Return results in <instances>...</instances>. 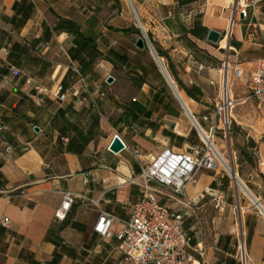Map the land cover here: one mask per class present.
<instances>
[{"label": "crops", "instance_id": "obj_1", "mask_svg": "<svg viewBox=\"0 0 264 264\" xmlns=\"http://www.w3.org/2000/svg\"><path fill=\"white\" fill-rule=\"evenodd\" d=\"M147 1L141 8L151 6L153 17L162 24V34L157 35L146 21L155 46L170 56L187 107L206 125L204 118L214 111L219 98L224 42L220 47L207 38L197 39L190 31L197 14L209 31L224 36L232 30L230 44L236 50L230 57L232 67L244 70L242 79L231 76V81H239L231 85L237 101L232 139L240 156L249 161L243 165L254 163L247 182L250 194L261 204L258 207L251 199L252 205L238 208V217L243 223L247 264H264V106L252 98L248 86L254 62L264 59V0H236L235 12L234 0H199V8L190 11L188 20L178 8L180 0ZM93 3L0 0V264H120L115 236L145 191L140 178L144 164L165 149L180 152L171 148L172 142L192 135L187 114L177 116L171 104H164L167 113L160 119L152 108L151 96L159 102L166 97L167 81L154 56L135 58L137 53L128 42L134 41L137 48L136 31L120 16L100 18ZM243 8L246 18L239 13ZM185 35L211 59L188 48ZM101 39L107 74L89 70L98 61L91 44L96 46ZM115 66L121 70L123 85L116 83ZM137 74L146 82L142 87L134 85ZM108 77L112 79L102 86ZM38 86H61L65 99L60 102L38 93ZM97 99H104L105 113ZM106 109L120 114L110 120ZM126 125L132 134L121 130ZM116 135L126 144L119 154L109 149ZM27 145L30 149L23 152ZM214 181V176L199 172L197 184L186 187V197L157 183L152 188L162 203L176 211L191 202L185 230L194 258L203 264H240L233 206L227 208L222 201L220 212L214 200L216 219L198 212L210 196L205 190ZM66 192L74 194V203L66 217L58 220L55 215ZM102 212L115 216L110 239L94 231ZM4 218L9 219L6 225Z\"/></svg>", "mask_w": 264, "mask_h": 264}, {"label": "built area", "instance_id": "obj_2", "mask_svg": "<svg viewBox=\"0 0 264 264\" xmlns=\"http://www.w3.org/2000/svg\"><path fill=\"white\" fill-rule=\"evenodd\" d=\"M234 12L237 1L231 3ZM239 13L246 18L247 9L243 8ZM233 25V21L231 27ZM231 28L224 36L220 34V41L225 52V59L221 65V79L219 81V98L214 111L204 120L208 123L210 137L215 138L222 121L223 128L229 133L232 113L236 106V99L231 90V76L242 79L244 70L232 67L231 53L236 50L231 46ZM248 39H254L252 32ZM221 47V44H220ZM111 77H108V80ZM252 98L264 106V59L254 62L251 78L248 82ZM36 91L54 97L62 102L65 99L63 88L58 86L54 89L38 86ZM221 118V119H220ZM204 132V131H203ZM205 134V133H204ZM207 134V133H206ZM30 146L22 150L27 152ZM135 155H139L136 151ZM218 164L212 161L211 155L202 150L174 152L170 149L163 150L158 156L150 157L144 164L140 178L145 184L143 195L132 204L131 213L125 227L115 236L118 240L116 250L122 256L120 264H203L198 258L190 253L189 236L185 230V221L190 214L191 202H188L183 211H176L161 202L156 196L153 183L171 190L175 195L186 197L185 189L188 185L197 184V175L203 170H216ZM205 193L213 196L211 189ZM75 196L70 192L63 195V203L55 217L63 220L68 214ZM216 208L222 212V200L215 199ZM115 216L111 213L102 212L94 231L102 238L110 239L114 235L111 231ZM9 219L4 218L3 224H8ZM245 242L240 245L241 262L247 264Z\"/></svg>", "mask_w": 264, "mask_h": 264}, {"label": "rangeland", "instance_id": "obj_3", "mask_svg": "<svg viewBox=\"0 0 264 264\" xmlns=\"http://www.w3.org/2000/svg\"><path fill=\"white\" fill-rule=\"evenodd\" d=\"M147 0H131L137 14L138 17L144 27L145 32L148 35V32L152 33H156L157 35L159 33L162 34V30H161V22H157L156 19L153 17V8L151 6H148V10L147 9H143L141 8L142 3ZM93 5L96 7V12L100 13V18H104V17H109L115 18L116 16H120L122 19H124L126 21V23L128 24V26H130L133 31L136 30H140L139 24L136 20V17L134 15V11L131 7V4L129 2V0H94ZM88 7H90V5H87ZM199 8V4L198 3H193L191 5H188L186 7H184L183 9V18L186 17V19L188 18V14L190 13L191 10H196ZM195 13L193 12L191 14V16H193ZM146 15V18H145ZM98 18V17H97ZM185 19V18H184ZM154 21L155 24H153L152 22ZM188 20V19H187ZM150 22V24H152L150 28H152V32L151 29H149L148 23ZM100 24V19L98 18V20L96 21V25ZM148 25V26H146ZM121 37V36H120ZM118 37V38H120ZM138 39L141 37V30H140V35H137ZM153 37V35H152ZM99 38V36H98ZM149 38V36H148ZM154 38L157 39L156 35L154 36ZM150 40V38H149ZM151 42V40H150ZM134 41L128 42L130 49H132L133 52H136V57L139 60H143L144 58L147 57V55L149 56V58H152L153 55L151 53V51L147 48L146 50H138L137 48H135V46L133 45ZM157 47H159L158 44H156ZM97 47H99V49L101 51H99V49H97ZM154 47V46H153ZM96 49L97 52H94L96 57L98 58V61L96 63L93 64V66L89 69L90 71H94V72H102V74H107L108 71L105 70L104 66H103V56H104V43H103V39L100 40V43L96 44ZM93 54V53H92ZM223 58L222 63L224 62L225 59V52L223 54V56H221ZM162 63L164 64V66L166 67V60L162 59ZM102 64V65H101ZM76 67H78L76 65ZM79 69V67H78ZM167 69V68H166ZM120 69L117 68L116 66L113 69V74L115 76L116 73V79H117V84L119 83V85H123L121 83V79H119L120 76ZM168 71V70H167ZM168 73L170 74V72L168 71ZM160 74V73H159ZM172 80L174 81L178 91L180 92L183 101L186 103V96L185 93L183 92L182 88H180V86L178 85V83L174 80V78L172 77V75L170 74ZM159 79L162 80V83L165 82L164 77L160 74L159 75ZM108 81V78L105 81H102L101 84L102 86L106 85V82ZM156 83V82H155ZM239 84L238 80H234L231 81V85L232 84ZM160 84V83H159ZM158 84V85H159ZM157 85V86H158ZM166 86V97H163V102L162 99L160 100V102L156 99H154L153 96H151L152 99V108L154 109L155 113L159 114V118H163V116L167 113L165 108H164V104H171V108L174 112L177 113V116L183 115V116H187L184 109L182 108L181 104L179 103V101L176 99L172 89L170 88L169 85H165ZM217 95L219 96V90L217 87ZM217 96V97H218ZM103 98V97H101ZM151 99L148 100V103L151 102ZM104 99L96 100V103L98 105L101 106V112L105 113V109L104 107H102ZM159 102V103H158ZM237 104V101H236ZM106 113L108 114V118L110 120H114L116 119V117L120 114L119 111L115 110H107L106 109ZM198 124L200 125V127L202 128V130L204 131V133H207L210 135V129L209 126L206 125L203 122V119L201 118V116L199 115H194ZM221 119V118H220ZM189 122L192 125V135L187 138V139H176L175 141H173L171 144V148L172 147H176L177 149L180 150V152L183 151H193V150H202L206 153H209L211 156H213V153L211 152L209 145L206 141V139L203 137L202 133L199 132L193 125L191 119H189ZM121 126V125H120ZM125 132L131 133L133 132L132 129L129 128V126H123L122 129ZM120 130V131H121ZM232 130H233V126H232V122L230 124V130L229 133L224 130L223 128V124L222 121L220 120L219 122V129L217 130L216 134H215V138H211L212 143L214 144V146L216 147V149H218L229 161L232 170L234 171L235 176H233L232 174H230L223 166L218 165L216 170H203L202 172H204L207 176H214L216 181H214L211 186L210 189L212 190L213 196H206L205 200L203 201V203H201L198 208V212L199 214H201L202 211L207 212L206 215H210L213 218H218L219 213L217 212V210L214 207V200L215 199H220L222 200L227 208H229V206H233V212H235L234 215V232L236 233V242H237V247L239 249V260H240V264H242L241 262V253H240V245L243 241V223L241 221V219L238 217V208H240L241 205L246 204V205H252V200L251 198H249L243 191H241L235 184L236 180H240L242 181L243 185L246 187V189L248 191H250L249 189V184L247 182L248 180V175L249 172L251 170V165L250 164H246L243 165V163L245 161L249 162L248 160L243 159L240 155L241 152L240 150L236 149V145L232 139ZM130 135V134H129ZM206 205L205 207L201 208V205ZM246 246V245H245ZM245 253L247 255V246L245 249Z\"/></svg>", "mask_w": 264, "mask_h": 264}, {"label": "water", "instance_id": "obj_4", "mask_svg": "<svg viewBox=\"0 0 264 264\" xmlns=\"http://www.w3.org/2000/svg\"><path fill=\"white\" fill-rule=\"evenodd\" d=\"M131 7L134 11V15L136 17V20L139 24L140 30H141V37L137 40L136 42V47L139 50H145V49H149L152 53V55L154 56L162 74L164 75L167 84L170 86V88L172 89L176 99L179 101V103L181 104L182 108L184 109L185 113L190 117V119L192 120L195 128L202 133L203 137L205 138V134L202 130V128L200 127V125L198 124L196 118L194 117V115L191 113V111L189 110V108L187 107L186 103L183 101L182 96L180 94V92L178 91L174 81L172 80L170 74L168 73L166 67L164 66V64H162V59L158 56V54L156 53L152 43L150 42L147 33L144 30V27L138 17V14L131 2V0H129ZM207 40L213 44H217L220 41V33L214 30L209 31ZM112 79V78H110ZM174 125H172V129H174ZM110 151L114 154H119L122 151H124L126 149V144L124 143V141L118 136L116 135L112 141V143L110 144L109 147ZM231 174L233 176L236 177L234 171L232 170ZM240 184L242 185L243 190L249 194L250 198L253 200V202L256 204V206L261 207V204L250 194V192L246 189V187L243 185L242 181H240ZM264 212V210H263Z\"/></svg>", "mask_w": 264, "mask_h": 264}, {"label": "trees", "instance_id": "obj_5", "mask_svg": "<svg viewBox=\"0 0 264 264\" xmlns=\"http://www.w3.org/2000/svg\"><path fill=\"white\" fill-rule=\"evenodd\" d=\"M198 2H199V0H180L178 3V8L181 10V9H184V7H186L188 5H191L193 3H198ZM201 18H202V16L200 14L196 15V22H195L194 27L191 29L190 34L199 40H205L208 37L209 30H208V28H206L203 25ZM125 31H127V30H125ZM136 33L138 35H140V30H136ZM148 36L151 40L152 45L154 46L156 53L158 54V56L161 59L166 60L167 70L170 72V74L172 75L174 80L178 83L180 88H182L181 83L179 82V80L177 79V77L173 71L170 56L167 54V52H165V51H163V50H161L155 46V42L153 41L150 32H148ZM184 40L186 41L188 48H190L192 51H194V53L196 55L198 54V55H201V56L206 57L208 59H211V56H209V54L205 50L199 48L198 45L194 41H192L187 35L184 36ZM91 46H92L94 52L98 53L96 46L94 44L93 45L91 44ZM134 81H135L134 85H136L138 87H142L144 84H146L145 80L138 74L134 77ZM251 165L253 166L254 163L251 162Z\"/></svg>", "mask_w": 264, "mask_h": 264}, {"label": "bare ground", "instance_id": "obj_6", "mask_svg": "<svg viewBox=\"0 0 264 264\" xmlns=\"http://www.w3.org/2000/svg\"><path fill=\"white\" fill-rule=\"evenodd\" d=\"M205 139L209 145L211 152L213 153V156H211L212 161L216 162V164H218V165L223 166L231 174L232 167H231L229 161L218 149H216V147L214 146V144L211 141V137L209 136V134L205 133ZM235 184L241 191H243L250 198L249 194L243 190L242 185L240 184V182L238 180L235 181Z\"/></svg>", "mask_w": 264, "mask_h": 264}]
</instances>
